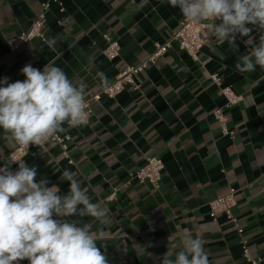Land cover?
Wrapping results in <instances>:
<instances>
[{
    "label": "crops",
    "instance_id": "obj_1",
    "mask_svg": "<svg viewBox=\"0 0 264 264\" xmlns=\"http://www.w3.org/2000/svg\"><path fill=\"white\" fill-rule=\"evenodd\" d=\"M45 1L0 0V80L23 81L20 70L26 64L42 71L52 61L73 83L83 81L89 97L103 86L98 73L111 81L152 53L181 19L167 0H58L63 11L52 2L43 28L46 40L56 39L55 50L34 39L11 52L7 39L27 30ZM247 26L250 35L235 38L237 51L212 38L193 60L173 45L135 76L138 89L129 85L114 98L101 96L91 104L87 124L63 126L60 133L71 135L74 164L50 142L24 156L36 167L37 182L47 179L48 186L67 194L70 182L62 179L67 169L76 173L93 203L109 207L110 222L97 242L108 264H160L168 248L179 251L178 233L200 237L209 264H246L233 223L223 214L215 220L209 216L208 203L230 188L236 199L232 213L250 253L264 256V70L239 73L235 68L238 56L258 44L264 32ZM104 34L121 46L112 61L102 54ZM211 74L240 96L237 103L226 106ZM217 108L226 118L223 126L214 118ZM13 145L0 130V154ZM150 155L164 164L156 189L129 180V173ZM18 168V163L10 166L13 172ZM98 227L93 224V230Z\"/></svg>",
    "mask_w": 264,
    "mask_h": 264
},
{
    "label": "clouds",
    "instance_id": "obj_2",
    "mask_svg": "<svg viewBox=\"0 0 264 264\" xmlns=\"http://www.w3.org/2000/svg\"><path fill=\"white\" fill-rule=\"evenodd\" d=\"M190 23H206L209 35L220 44L228 42L237 51L235 38L249 36L256 26L264 32V0H167ZM220 21V23H216ZM54 51L56 39L45 41ZM264 70V35L246 54L239 55L235 68L239 73ZM25 80L9 83L0 80V130L4 138L22 148L41 145L63 132L64 125L86 124V84L69 79L52 61L43 70L26 64L21 70ZM104 87L109 81L98 73ZM19 168L13 172L6 163L0 167V264H108L98 247L110 222V209L93 203L87 189L81 188L76 173L67 169L62 179L70 182L67 194L48 186L47 179L35 180L36 167L10 157ZM84 217L91 220L84 222ZM100 227L93 230V224ZM180 235V249L170 248L160 264H209L200 237ZM174 257V258H173Z\"/></svg>",
    "mask_w": 264,
    "mask_h": 264
},
{
    "label": "built area",
    "instance_id": "obj_3",
    "mask_svg": "<svg viewBox=\"0 0 264 264\" xmlns=\"http://www.w3.org/2000/svg\"><path fill=\"white\" fill-rule=\"evenodd\" d=\"M57 3L60 6V11H63L61 3L58 0H47L41 4L40 11L33 19L31 26L22 31L19 35L7 39L6 43L11 52L17 50L21 45L30 42L34 39H40L45 42L46 38L43 32V28L47 23V11L51 3ZM204 22L200 24H194L187 22L182 14L179 21L178 27L174 30L171 35L163 42H157L154 44V50L152 53L148 54L143 60L134 65H128L124 69L120 70L118 74L109 81V86H101L100 89L93 93L91 96L86 97L87 111L89 113L90 120L92 110L91 104L99 101L101 96H106L108 98H114L120 94L126 86H133L134 89H138V84L135 82V76L142 73L148 66V64H153L156 60L163 56L169 48L173 45L178 47L180 50H184L193 59H198V52L209 43L213 37L209 35L208 29ZM103 38L106 42V46L102 51L104 57L112 61L119 57L121 46L117 39L112 38L108 34H104ZM210 79L214 84L220 87V92L226 98V106H231L240 99L230 87H221L220 78L216 74L209 75ZM214 118L217 122L223 126L225 123V116L221 109L217 108L213 112ZM86 123V124H87ZM64 126H68L65 124ZM69 127V126H68ZM223 132L230 136L233 135L232 131H228L223 128ZM71 141V135L68 133L58 132L53 138H50L47 142L56 144L59 147L60 154L64 157L68 164H74L73 159L69 155V142ZM45 143L41 145H30L29 148L25 149L14 143L10 151L5 154H0V167L2 163H8L13 166L17 163L11 162L10 157L16 160H23L24 156L31 148H43ZM164 168L162 160L155 155L146 156L144 163L136 170L129 173V180L135 181L140 184H147L152 188H158L161 180V172ZM113 192L109 195L106 200H110L114 197ZM236 205L235 190L230 188L225 194L219 195L212 199L208 203L209 216L211 219L215 220L218 214H223L226 219L231 221L236 228V232L239 235V244L241 249V255L246 264H260L264 261V256H252L248 247L247 240L243 237V229L239 226L237 219L233 216L232 208Z\"/></svg>",
    "mask_w": 264,
    "mask_h": 264
}]
</instances>
